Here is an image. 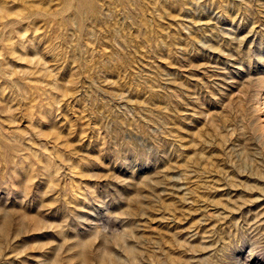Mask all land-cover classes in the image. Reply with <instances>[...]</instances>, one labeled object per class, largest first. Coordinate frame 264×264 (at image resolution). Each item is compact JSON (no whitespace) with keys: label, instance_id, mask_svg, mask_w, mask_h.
Segmentation results:
<instances>
[{"label":"rangeland","instance_id":"374dc122","mask_svg":"<svg viewBox=\"0 0 264 264\" xmlns=\"http://www.w3.org/2000/svg\"><path fill=\"white\" fill-rule=\"evenodd\" d=\"M0 264H264V0H0Z\"/></svg>","mask_w":264,"mask_h":264},{"label":"water","instance_id":"95a60500","mask_svg":"<svg viewBox=\"0 0 264 264\" xmlns=\"http://www.w3.org/2000/svg\"><path fill=\"white\" fill-rule=\"evenodd\" d=\"M254 170H255V168H254ZM255 171H257V169H256ZM254 174H257V175H258V174H259V172H256V173H254Z\"/></svg>","mask_w":264,"mask_h":264}]
</instances>
